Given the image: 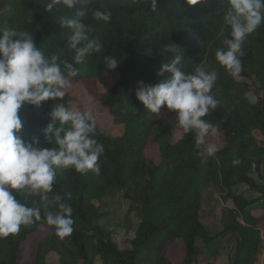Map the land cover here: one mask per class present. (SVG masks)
Listing matches in <instances>:
<instances>
[{"label": "trees", "instance_id": "obj_1", "mask_svg": "<svg viewBox=\"0 0 264 264\" xmlns=\"http://www.w3.org/2000/svg\"><path fill=\"white\" fill-rule=\"evenodd\" d=\"M48 2L0 0V26L28 32L45 57L58 56L63 68V61L74 63L75 53L69 46L71 30L61 25V19L73 16L80 6L68 9L60 0L46 11ZM228 9V0H198L196 5L187 0H157L155 11L151 0H90L85 23L93 25L90 38L99 41L102 50L83 64H74L78 75L71 80L94 97L118 132L108 134L97 118L94 138L104 146L99 174L56 170L48 196L60 195L71 206L74 230L69 237L61 240L45 224L48 210L39 195L13 193L29 207H39L41 220L0 238V264H23L25 246L36 238L30 264H49L44 244L59 255L57 264H173L170 250L178 242L183 245L178 264H212L204 247L210 239L200 220L202 193L207 188L217 189L231 204L221 209L217 233L235 245L228 264H259L264 258V216H254L249 202L234 188L245 185L264 197V23L243 42L242 72L240 78H233L215 57L218 49L226 47L223 41L231 38L224 19ZM93 10L110 11L111 20L93 19ZM175 56L181 57L185 73H192L198 63L218 72L211 94L219 104L203 117L217 129L214 156L199 158L195 133L185 134L174 113L162 108L160 114H152L136 98L138 82L153 86L167 79V74L158 72ZM105 57L118 60L116 69L107 68ZM104 74L114 76V82L99 91L97 82ZM239 79L256 84L255 103L246 97L250 85ZM72 104L75 98L66 92L63 99L29 105L19 113L23 123L19 135L26 142L37 138L41 148L55 147L44 143L48 114L56 105ZM76 108L85 112L82 106ZM150 146L157 148V162L146 156ZM236 159L239 164H233ZM106 202L127 205L121 222L133 236L126 248L120 249L99 224Z\"/></svg>", "mask_w": 264, "mask_h": 264}, {"label": "clouds", "instance_id": "obj_2", "mask_svg": "<svg viewBox=\"0 0 264 264\" xmlns=\"http://www.w3.org/2000/svg\"><path fill=\"white\" fill-rule=\"evenodd\" d=\"M60 0H50L45 10L51 11ZM90 0H63L68 9L79 10L71 17L61 19V25L71 30L69 46L74 50V63L59 57L46 58L31 34L0 26V238L19 233L21 226L33 225L41 220V209L22 203L13 193L23 192L26 197L39 195L47 211L44 222L54 228L61 240L73 232L72 208L60 195L49 199L53 190L57 169L73 168L79 173L100 172L98 160L104 146L94 138L97 117L91 112L64 105L54 106L48 114L50 123L42 130L44 143L52 148L39 147V140L26 142L19 133L23 123L19 113L29 105L39 107L43 102L63 99L71 87V78L78 75L74 64L80 65L92 53H99L102 45L90 38L93 25L85 23ZM196 5L198 0H187ZM229 9L225 23L230 27V37L223 41L225 48L218 49L215 57L233 78L242 72V45L248 35L264 23V0H228ZM157 0H151L156 10ZM112 13L93 10L97 21L108 22ZM15 38V39H13ZM108 69H116L118 60L105 57ZM181 57L175 56L170 63L161 65L158 75L167 79L148 86L138 82L136 98L152 114L162 108L175 114L176 125L185 134L195 133L196 144L203 156H214L217 148L208 143L209 136L217 133L209 121L203 119L219 101L211 94L218 78L216 70H207L198 63L192 73L180 68ZM58 125V127H56ZM65 125H70L65 128ZM236 159L233 164H239Z\"/></svg>", "mask_w": 264, "mask_h": 264}, {"label": "rangeland", "instance_id": "obj_3", "mask_svg": "<svg viewBox=\"0 0 264 264\" xmlns=\"http://www.w3.org/2000/svg\"><path fill=\"white\" fill-rule=\"evenodd\" d=\"M239 80L247 82L250 85V90L247 92L246 97L250 103H255L256 92L252 90V88H256V84L254 83V85L252 80ZM113 82L114 76L108 74L102 75L97 82L98 90H104L105 88L111 86ZM66 92L69 93L72 97H74L76 101V104H72L69 108H76V106H82L85 109V112H91L97 116L101 128L108 134L115 135L118 132L115 124H113L111 121V117L106 112H101L99 110L94 97L88 96L81 87H78L73 84ZM218 142L219 141L217 135L209 136L208 143L215 144L217 148L219 145ZM199 154V158H204V156ZM146 156L157 162V148L155 146H150L146 150ZM255 179L257 183H262V181L257 177H255ZM234 190L238 193H241L246 198V200L249 202L248 210L254 216H264V197L260 196V194L251 192L245 185H238L234 188ZM222 197L223 196L221 195L220 191L215 188H207L202 193L200 220L206 229L207 236L210 239L208 241L209 246H207L208 244H205L204 247L205 254L213 262L212 264H228V257H230L233 249L235 248V245L234 243H232L231 239L222 240L217 236V233L221 229V224L218 222L221 209L227 206H231L230 202H224ZM47 210L54 211V207ZM126 210L127 205H125V203L116 204L106 202L101 206V212L103 213V216L99 224L103 228L104 232L109 233L111 239L118 245L120 249L126 248L128 246L126 241L132 238L133 236V231L127 232L126 227H123V223L121 222V219L125 215ZM132 221L134 223H137V219H135L133 216ZM41 233L44 234L45 232L43 231ZM36 241L37 238L36 240L30 241L25 246L22 261L23 264H30L31 251L34 248ZM50 249L51 246L47 244L43 245L45 261L49 264H57L59 262V255L54 250ZM182 258L183 245L181 242H178L173 245L172 250H170V260L173 264H178L182 260Z\"/></svg>", "mask_w": 264, "mask_h": 264}, {"label": "crops", "instance_id": "obj_4", "mask_svg": "<svg viewBox=\"0 0 264 264\" xmlns=\"http://www.w3.org/2000/svg\"><path fill=\"white\" fill-rule=\"evenodd\" d=\"M263 237H264V235H263ZM263 257H264V256H263ZM258 263H259V264L264 263V262H263V258H260V260H259Z\"/></svg>", "mask_w": 264, "mask_h": 264}]
</instances>
